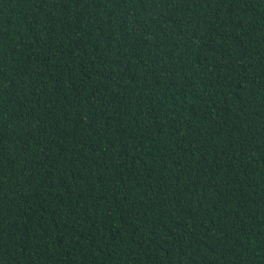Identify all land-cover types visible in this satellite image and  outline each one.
Returning a JSON list of instances; mask_svg holds the SVG:
<instances>
[{"label":"trees","instance_id":"1","mask_svg":"<svg viewBox=\"0 0 264 264\" xmlns=\"http://www.w3.org/2000/svg\"><path fill=\"white\" fill-rule=\"evenodd\" d=\"M0 264H264V0H0Z\"/></svg>","mask_w":264,"mask_h":264}]
</instances>
